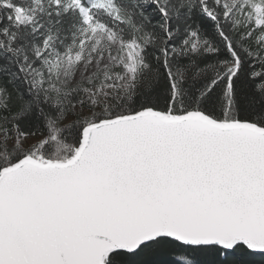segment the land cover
<instances>
[{"label": "snow or ice", "instance_id": "1", "mask_svg": "<svg viewBox=\"0 0 264 264\" xmlns=\"http://www.w3.org/2000/svg\"><path fill=\"white\" fill-rule=\"evenodd\" d=\"M0 264H264V0H0Z\"/></svg>", "mask_w": 264, "mask_h": 264}]
</instances>
